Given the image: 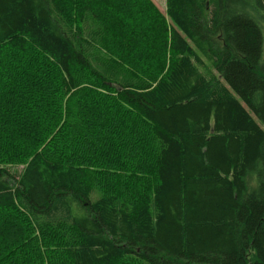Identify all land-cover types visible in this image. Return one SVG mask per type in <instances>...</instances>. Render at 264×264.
Here are the masks:
<instances>
[{
	"label": "trees",
	"instance_id": "1",
	"mask_svg": "<svg viewBox=\"0 0 264 264\" xmlns=\"http://www.w3.org/2000/svg\"><path fill=\"white\" fill-rule=\"evenodd\" d=\"M139 1L141 29L98 21L112 0H0V216L72 229L66 264H264V0Z\"/></svg>",
	"mask_w": 264,
	"mask_h": 264
},
{
	"label": "rangeland",
	"instance_id": "2",
	"mask_svg": "<svg viewBox=\"0 0 264 264\" xmlns=\"http://www.w3.org/2000/svg\"><path fill=\"white\" fill-rule=\"evenodd\" d=\"M113 5H105L107 7L104 8L103 11H100L98 13V21L101 22H107L109 17H113L115 20H119L123 28L129 29H141L144 25H147L150 21V16H146L145 11H143V5L139 0H112ZM126 2L123 6V2ZM149 2L155 6V8L163 15L166 13V0H149ZM139 3V5H137ZM136 5V7H134ZM124 8V9H123ZM126 8V9H125ZM139 10L140 12H133L136 10ZM73 7L70 6L67 8L66 11H68V19L69 22L74 24L77 22L76 13L73 11ZM126 16L130 17V20L127 19ZM114 20V21H115ZM100 23V22H99ZM110 31V30H109ZM138 33V32H137ZM134 44V51L126 54L120 55V62L116 61L117 63L121 64L123 67L127 69H137L141 67H144L141 63L143 60L139 61L138 52H141L142 55L146 54L149 47L146 43H141V37H135L132 40ZM100 50L98 49L99 53L102 55H108L110 57L119 56V50L118 47L111 41V39L102 40L101 42ZM15 57V56H14ZM142 57V56H141ZM6 59L8 62L13 61V57L11 55H6ZM9 59V60H8ZM15 62H12V69L14 70V74L16 72L17 64L16 60ZM113 61V60H111ZM208 68H210L208 66ZM12 70V71H13ZM2 78V77H1ZM0 78V83L3 85H6V80ZM1 96V93H0ZM115 111H113L114 113ZM117 114V112H115ZM118 115V114H117ZM115 117V118H114ZM112 119L110 121V124L112 122H118L122 121L125 124V127L127 128L126 132L131 133L130 131H134L139 124L136 119L130 117L129 115H122V116H114L112 115ZM138 122V123H137ZM131 129V130H130ZM3 150H0L2 152ZM0 163H9V160L3 156L2 160H0ZM11 170H20L21 165L13 166L10 168ZM109 177V176H108ZM115 178V177H114ZM107 179V178H106ZM108 180V179H107ZM115 182V181H114ZM113 182V183H114ZM118 182V181H116ZM105 185L100 186L97 188V190L94 191L95 195L98 196L100 192L105 189L103 187ZM128 189L121 188V192H126ZM10 212H3V215L0 216V264L7 262L8 260L14 259L12 261L17 260L19 263L24 261L26 264H66L65 263V257L62 253V245L68 244L73 239V231L70 228L66 227H60V228H32L30 227V224L28 222H23V228L27 232V236H22L21 238L17 237V229L11 228V226L17 227L20 223H15L16 220L12 218H8V216L11 214H7ZM7 214V215H6ZM15 223V224H14ZM21 230H19V233ZM29 236V237H28ZM24 237V238H23ZM23 238V239H22ZM15 248H14V247ZM12 250L13 256L11 257L8 255L6 258H3L4 255H6V251ZM2 260V262H1ZM120 264H143L141 262L135 261L133 259H123V261Z\"/></svg>",
	"mask_w": 264,
	"mask_h": 264
}]
</instances>
